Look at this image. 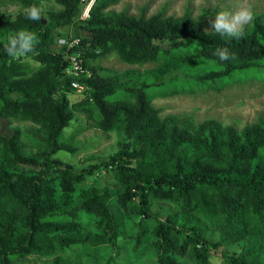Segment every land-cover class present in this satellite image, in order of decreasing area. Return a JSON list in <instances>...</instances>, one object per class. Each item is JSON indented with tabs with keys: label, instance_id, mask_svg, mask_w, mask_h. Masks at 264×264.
Returning a JSON list of instances; mask_svg holds the SVG:
<instances>
[{
	"label": "trees",
	"instance_id": "1",
	"mask_svg": "<svg viewBox=\"0 0 264 264\" xmlns=\"http://www.w3.org/2000/svg\"><path fill=\"white\" fill-rule=\"evenodd\" d=\"M13 1L22 10L12 18L0 11V36L36 29L40 43L37 55L14 61L0 40V118L29 121L43 136L0 132V264L77 249L93 259L49 264H264V122L238 131L213 119L160 117L148 93L157 74L99 76L86 65L111 51L131 65L161 62V75L170 74L162 85L189 90L264 79L260 16L243 39L226 41L198 30L188 14L104 12L117 0H95L85 19L83 0H58L62 9L46 24L23 11L37 0ZM62 27L80 43L54 50L67 36ZM217 47L235 59L219 61ZM73 50L88 75L65 70ZM72 80L87 96L71 100ZM75 111L119 133L116 150L82 169L52 157ZM26 144L37 149L25 154Z\"/></svg>",
	"mask_w": 264,
	"mask_h": 264
},
{
	"label": "rangeland",
	"instance_id": "2",
	"mask_svg": "<svg viewBox=\"0 0 264 264\" xmlns=\"http://www.w3.org/2000/svg\"><path fill=\"white\" fill-rule=\"evenodd\" d=\"M39 6L45 9L42 17L49 20L50 11H60L62 7L58 0H37ZM87 0H83L82 9ZM239 0H117L108 6L104 12H119L126 10L130 15L150 16L162 12L165 16L182 17L188 14L192 19H199L198 30L212 32L211 20L215 18V12L221 7L234 9ZM254 15H259L264 23V0H248ZM22 10L21 6L13 0H0V11L9 18L16 16ZM11 13V14H9ZM45 23V24H46ZM251 24V23H250ZM38 35L36 29H30ZM7 32L0 36L1 41H6ZM59 35L72 34L70 27L58 29ZM58 35V36H59ZM58 45H53L56 50ZM165 63H143L131 65L121 61L115 52H107L95 58H88L86 65L90 72H96L99 76L119 75L124 72L144 74L151 72L157 76V83L148 92L150 104L158 110L160 117L175 115L187 117L194 124L208 119L216 120L222 125L233 126L240 131L243 127L255 122H264V79L252 77L248 79H236L224 86L197 87L194 89H180L177 85L170 88L162 85V81L170 74L161 75V69H165ZM92 74V73H91ZM76 94H71V100L76 99ZM96 114V112H95ZM19 130L22 135L43 136L37 126L29 121L0 118V132L3 134ZM60 150L53 154V158L72 168H85L89 164H98L116 150L118 132L107 133L99 127L92 125V119H87L85 114L75 111L70 118L69 125L63 132ZM37 148L24 145L25 154L34 152ZM106 181L107 174L101 172ZM114 216L125 221V215L117 208L111 206ZM127 227L129 223L124 222ZM135 230H126L125 235L133 234ZM55 257L61 261L71 263L80 260H92L88 250L77 249L69 253L55 252L53 255L28 254L23 264H49ZM148 263V262H147Z\"/></svg>",
	"mask_w": 264,
	"mask_h": 264
},
{
	"label": "clouds",
	"instance_id": "3",
	"mask_svg": "<svg viewBox=\"0 0 264 264\" xmlns=\"http://www.w3.org/2000/svg\"><path fill=\"white\" fill-rule=\"evenodd\" d=\"M23 11L27 19L40 21L45 9L33 4ZM253 20L254 12L248 0H239L234 9L221 7L215 12V18L210 22L212 28L210 34H218L226 41L243 39L246 35V27ZM205 31L208 33V29ZM39 43V37L35 32L20 29L7 35L3 50L14 61L27 60L38 54L37 45ZM213 56L217 57L219 61L235 59V54L230 52L227 47H217Z\"/></svg>",
	"mask_w": 264,
	"mask_h": 264
},
{
	"label": "built area",
	"instance_id": "4",
	"mask_svg": "<svg viewBox=\"0 0 264 264\" xmlns=\"http://www.w3.org/2000/svg\"><path fill=\"white\" fill-rule=\"evenodd\" d=\"M95 0H87L86 3L84 4V7L82 9L81 12V18L85 19L89 16V11L90 8L92 7V5L94 4ZM80 43V40L78 37H71L69 36H61L58 38L57 41V45L58 46H67V47H73L75 45H78ZM67 58L69 59V65L67 66V68L65 69L67 72H77L78 74H87L88 75V71L86 68L83 67V58L81 55V51L80 50H73V52H70L67 55ZM71 85L74 89V94H76L77 96L80 97H84L87 96V93L85 92V86L83 83L76 81V80H72L71 81Z\"/></svg>",
	"mask_w": 264,
	"mask_h": 264
},
{
	"label": "water",
	"instance_id": "5",
	"mask_svg": "<svg viewBox=\"0 0 264 264\" xmlns=\"http://www.w3.org/2000/svg\"><path fill=\"white\" fill-rule=\"evenodd\" d=\"M42 22H43V24H45L46 23V20L45 19H42Z\"/></svg>",
	"mask_w": 264,
	"mask_h": 264
}]
</instances>
